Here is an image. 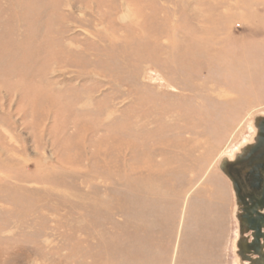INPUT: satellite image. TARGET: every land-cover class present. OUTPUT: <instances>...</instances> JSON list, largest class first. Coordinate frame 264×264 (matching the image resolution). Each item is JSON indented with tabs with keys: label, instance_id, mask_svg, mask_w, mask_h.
Here are the masks:
<instances>
[{
	"label": "rangeland",
	"instance_id": "rangeland-1",
	"mask_svg": "<svg viewBox=\"0 0 264 264\" xmlns=\"http://www.w3.org/2000/svg\"><path fill=\"white\" fill-rule=\"evenodd\" d=\"M258 116L264 0H0V264L240 263Z\"/></svg>",
	"mask_w": 264,
	"mask_h": 264
},
{
	"label": "water",
	"instance_id": "water-1",
	"mask_svg": "<svg viewBox=\"0 0 264 264\" xmlns=\"http://www.w3.org/2000/svg\"><path fill=\"white\" fill-rule=\"evenodd\" d=\"M255 137L219 169L231 183L241 264H264V117H255Z\"/></svg>",
	"mask_w": 264,
	"mask_h": 264
},
{
	"label": "crops",
	"instance_id": "crops-1",
	"mask_svg": "<svg viewBox=\"0 0 264 264\" xmlns=\"http://www.w3.org/2000/svg\"><path fill=\"white\" fill-rule=\"evenodd\" d=\"M235 202V201H234ZM237 240H238V236H237V239L235 240L236 242H235V255H236V257L239 259V257L237 256ZM181 251V250H180ZM182 252V251H181ZM180 252V254H181V256H180V259H179V264H181V263H183V264H202V263H205L204 262V258H203V255L201 256V254L199 255V257L200 258H198V259H194L193 257H189L188 258V256H187V254H186V252L184 253V254H182ZM182 259V260H181ZM206 260V259H205ZM240 261V260H239ZM240 263H241V261H240Z\"/></svg>",
	"mask_w": 264,
	"mask_h": 264
},
{
	"label": "bare ground",
	"instance_id": "bare-ground-1",
	"mask_svg": "<svg viewBox=\"0 0 264 264\" xmlns=\"http://www.w3.org/2000/svg\"><path fill=\"white\" fill-rule=\"evenodd\" d=\"M220 159H221V158H220ZM220 161H221V160H220ZM219 164H220V162H219ZM219 164H218V167H219ZM234 215H235V214H234ZM237 236H238V235H237ZM235 242H236V241H235ZM234 246H235V243H234ZM234 246H233V247H234ZM238 264H241V263L238 262Z\"/></svg>",
	"mask_w": 264,
	"mask_h": 264
}]
</instances>
